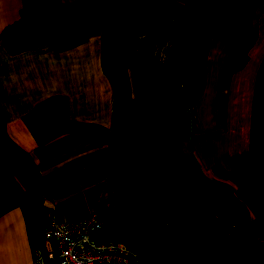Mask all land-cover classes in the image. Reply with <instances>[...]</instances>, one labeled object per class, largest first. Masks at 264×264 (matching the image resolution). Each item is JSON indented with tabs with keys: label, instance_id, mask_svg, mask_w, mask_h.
<instances>
[{
	"label": "crops",
	"instance_id": "obj_1",
	"mask_svg": "<svg viewBox=\"0 0 264 264\" xmlns=\"http://www.w3.org/2000/svg\"><path fill=\"white\" fill-rule=\"evenodd\" d=\"M263 63L264 0H0V264L89 215L141 264H264Z\"/></svg>",
	"mask_w": 264,
	"mask_h": 264
},
{
	"label": "built area",
	"instance_id": "obj_2",
	"mask_svg": "<svg viewBox=\"0 0 264 264\" xmlns=\"http://www.w3.org/2000/svg\"><path fill=\"white\" fill-rule=\"evenodd\" d=\"M105 223L94 215L72 220L51 217L30 264H141L122 243L96 238Z\"/></svg>",
	"mask_w": 264,
	"mask_h": 264
},
{
	"label": "rangeland",
	"instance_id": "obj_3",
	"mask_svg": "<svg viewBox=\"0 0 264 264\" xmlns=\"http://www.w3.org/2000/svg\"><path fill=\"white\" fill-rule=\"evenodd\" d=\"M260 68L261 74L257 79L254 98L251 99L254 108L253 146L264 145V63Z\"/></svg>",
	"mask_w": 264,
	"mask_h": 264
}]
</instances>
